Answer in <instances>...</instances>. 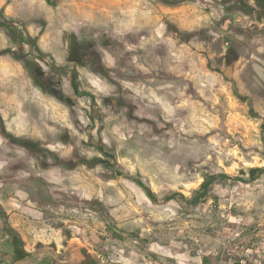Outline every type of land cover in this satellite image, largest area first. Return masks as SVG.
I'll return each mask as SVG.
<instances>
[{
	"label": "clouds",
	"instance_id": "obj_1",
	"mask_svg": "<svg viewBox=\"0 0 264 264\" xmlns=\"http://www.w3.org/2000/svg\"><path fill=\"white\" fill-rule=\"evenodd\" d=\"M0 264H264V0H0Z\"/></svg>",
	"mask_w": 264,
	"mask_h": 264
}]
</instances>
